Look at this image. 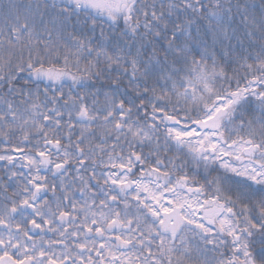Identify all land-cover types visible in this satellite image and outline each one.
<instances>
[{
    "label": "snow or ice",
    "instance_id": "snow-or-ice-1",
    "mask_svg": "<svg viewBox=\"0 0 264 264\" xmlns=\"http://www.w3.org/2000/svg\"><path fill=\"white\" fill-rule=\"evenodd\" d=\"M0 264H264V0H0Z\"/></svg>",
    "mask_w": 264,
    "mask_h": 264
}]
</instances>
